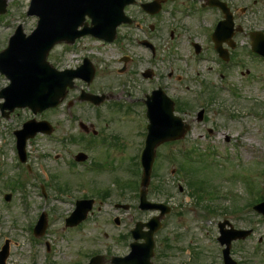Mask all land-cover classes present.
Listing matches in <instances>:
<instances>
[{
	"label": "rangeland",
	"instance_id": "374dc122",
	"mask_svg": "<svg viewBox=\"0 0 264 264\" xmlns=\"http://www.w3.org/2000/svg\"><path fill=\"white\" fill-rule=\"evenodd\" d=\"M29 2L8 0L7 12L0 17V52L18 23L24 25L27 33L35 28L37 18L26 15ZM249 2L253 13L245 15L244 26L263 28L264 0L256 3L243 0L244 6ZM249 43L250 39L243 37L237 50L240 63L225 70L222 80L217 79L220 68L213 62L192 60L190 66L184 61L177 62L175 72L168 77V70L159 61L163 71L159 80L166 81L175 98L192 105L177 113L190 125V130L183 138L157 147L145 186L150 201L172 207L171 213L162 219V228L155 233L151 258L154 264H218L221 258L214 237L219 235L218 223L224 219L235 228L253 230L248 238L234 243L233 258L240 264H264V238L257 244L264 237V216L251 210L264 199V62L245 53L249 51ZM69 48L57 45L48 60L61 69L80 64L82 56L88 55L97 68L96 76L88 87L77 81L56 110L36 115L55 127L56 138L37 135L28 141L29 156L24 164L18 161L12 130L33 118V112L29 108L16 109L6 119L0 111V248L6 239L10 240L6 264H86L97 254L126 255L130 251L128 242L133 241L128 228L159 214L139 209L141 174L131 176L146 130L140 100L102 102L95 106L77 99L81 89L96 94L108 90L121 93L124 89V96L131 92L134 99L143 97L148 82L141 83L144 81L137 71L147 65L140 56L143 51L137 46H126L125 50L120 44L102 46L87 38ZM163 49L161 53L165 55L173 50ZM124 54L132 56L133 61L125 73H120L122 63L118 57ZM220 81L232 92L220 90ZM8 82L0 75V89ZM198 93L202 97L196 104ZM68 101H72L70 107ZM201 106L206 108L204 118L198 121ZM78 120L92 122L100 131L104 129L100 137L105 138V143L101 144L98 137V148L92 144L88 150L71 138L65 143L55 140L60 134L78 136ZM113 135L118 138L114 140ZM251 147L253 155L249 153ZM79 151L98 166L91 171L79 164L68 166L65 159L72 160ZM184 151L194 161L183 159ZM218 151L226 157L219 158ZM175 161L179 162L175 164L178 171L173 166ZM17 162L24 172L16 166ZM180 165L187 174L179 172ZM43 169L52 173L50 181L39 182L42 176L38 175L43 174ZM129 178L137 179L139 185ZM103 187L109 188L107 193L102 192ZM251 189L257 190L256 195ZM6 193L12 194L9 202L4 199ZM83 197L95 199L93 212L79 226L65 227V219L73 211L76 199ZM101 198L103 206L99 204ZM117 203L125 205L127 210L116 209ZM191 207L195 208L194 212L190 211ZM42 211L48 227L44 235L34 236L33 243L29 226H34ZM115 217L116 221L120 217L119 225L114 222Z\"/></svg>",
	"mask_w": 264,
	"mask_h": 264
},
{
	"label": "water",
	"instance_id": "95a60500",
	"mask_svg": "<svg viewBox=\"0 0 264 264\" xmlns=\"http://www.w3.org/2000/svg\"><path fill=\"white\" fill-rule=\"evenodd\" d=\"M129 2L132 0H33L30 12L40 17L37 29L30 38H26L19 30L11 46L0 55L1 69L12 80L11 84L0 92V96L7 99V102L1 105L2 108L12 110L17 106H29L37 112L48 106L57 105L66 95L67 87L73 86L72 78L76 75H72L73 72L68 70L60 72L47 62L46 58L50 49L57 42L63 40L73 42L76 37L87 33L108 40L114 39L117 26L127 21L124 15V6ZM5 6L6 0H0L1 12L5 11ZM86 15L93 19L91 26L83 23ZM82 25L84 29L79 31L78 27ZM257 35L254 34L253 38H256ZM81 98H88L97 103L101 100L99 97L90 95H84ZM151 118L148 146L144 158L146 176L143 186H146L149 181L156 146L167 140L183 137L188 128V126L184 128L180 118L173 115V104L164 96L159 98V104L152 107ZM32 123L33 121L27 125ZM43 129L51 131L47 126H44ZM31 130L26 133L19 132L22 135L21 150L26 138L33 136L36 132L34 130L40 129ZM145 194L146 190L141 194L142 206L149 208L151 206L146 202ZM154 206L159 207L158 205ZM162 208L167 210L164 206ZM257 209L264 213V203L258 205ZM87 210L77 215L73 214L68 224L73 225L83 219ZM80 211L78 209L76 212ZM43 224L45 226L44 222ZM43 224L36 229L37 233L40 228L44 229ZM146 225L150 227L148 232L143 234L137 231L139 236L143 235L146 238L145 246L142 247L143 254L140 255L136 250L134 253L136 258L128 260L132 264L147 263L152 255L153 234L160 227V218H154ZM141 227L142 225L139 224V228ZM242 234L243 237L246 235L244 231ZM8 254L9 249L6 245L0 252V264H4Z\"/></svg>",
	"mask_w": 264,
	"mask_h": 264
},
{
	"label": "flooded vegetation",
	"instance_id": "af4514ba",
	"mask_svg": "<svg viewBox=\"0 0 264 264\" xmlns=\"http://www.w3.org/2000/svg\"><path fill=\"white\" fill-rule=\"evenodd\" d=\"M254 2H258V0H254ZM145 3H152L149 9H145L142 6ZM125 12L130 17V22L118 28L116 40L111 45L120 44L124 50L126 46L139 47L143 51L140 52V56L144 57L147 65L137 70L138 74L141 75L143 81H151L153 83L157 82L155 80L159 73L163 72L161 71L162 67L159 66V61L164 63L163 68L166 67L169 72L168 77H171L178 66L177 62L182 64L184 58L190 57L194 63H201L200 61H203L206 57L217 55L213 35L218 26L228 25L231 22L232 26H229L227 31L231 36L226 38L224 35L222 39H224L223 47L226 49L229 61H233V66L236 65L237 50L241 40L243 37L249 36V32L253 30L244 26L246 24L244 22L245 15L252 14L253 9L250 2L244 6L243 0H135L134 3L126 5ZM98 42L103 46L108 45L105 42ZM164 47H167L168 50H173L169 52L170 54L165 55L166 53H161L165 50L163 49ZM150 54L153 59L150 58ZM118 58L122 63L119 69L122 73L133 61V57L124 54ZM220 59L225 63L227 62L222 58ZM96 73L97 68L95 76ZM78 80L84 83L83 80ZM149 90L144 88V96L148 94ZM104 133L105 130H98L96 124L78 120V133H76L79 134L78 136L68 137L60 134L58 139L55 140L65 143L68 138H71L75 143L89 150L92 148V144L97 147L96 139ZM38 135L44 136L46 139L54 138L52 135L45 133ZM35 138L36 136L33 139ZM116 138L118 137L113 135V139L115 140ZM100 140L101 144L105 143V138L100 137ZM113 145L109 147V150L113 148ZM81 153L85 154L79 151L72 160L65 159V163L68 166L82 165L84 162L77 161L78 157L84 156L80 155ZM28 156L27 152L26 158ZM89 162L92 163L91 160ZM28 169L32 171L29 165ZM42 171L43 174L39 173L38 175L42 176L38 179L39 182L50 181L53 177L52 173L46 169Z\"/></svg>",
	"mask_w": 264,
	"mask_h": 264
}]
</instances>
